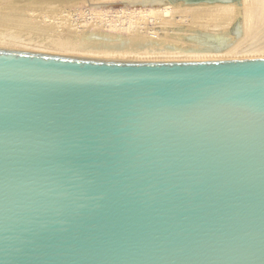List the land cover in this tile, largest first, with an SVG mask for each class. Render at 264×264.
Here are the masks:
<instances>
[{
  "label": "water",
  "instance_id": "obj_1",
  "mask_svg": "<svg viewBox=\"0 0 264 264\" xmlns=\"http://www.w3.org/2000/svg\"><path fill=\"white\" fill-rule=\"evenodd\" d=\"M0 264H264V58L0 49Z\"/></svg>",
  "mask_w": 264,
  "mask_h": 264
},
{
  "label": "bare ground",
  "instance_id": "obj_2",
  "mask_svg": "<svg viewBox=\"0 0 264 264\" xmlns=\"http://www.w3.org/2000/svg\"><path fill=\"white\" fill-rule=\"evenodd\" d=\"M71 3L88 7L76 24L60 7ZM57 25L88 42L53 37ZM0 49L111 61L264 58V0H0Z\"/></svg>",
  "mask_w": 264,
  "mask_h": 264
},
{
  "label": "rangeland",
  "instance_id": "obj_3",
  "mask_svg": "<svg viewBox=\"0 0 264 264\" xmlns=\"http://www.w3.org/2000/svg\"><path fill=\"white\" fill-rule=\"evenodd\" d=\"M19 2V0H14V2ZM22 1V0H21ZM71 5V6H70ZM74 5V6H73ZM66 6H69V7H66ZM60 7H62V9H64V10H62V13H64V14H66V15H69L68 17L70 18V20L71 19H73V20H71L73 23H75L74 21H76V22H78V20L80 19V14L79 13H82V12H88V7L87 6H84V5H80V4H76L75 5V3H71V4H64V5H61ZM77 7V8H76ZM69 8V9H68ZM113 9H115L114 7H111V10L112 11H114ZM70 11V12H69ZM74 13V14H73ZM77 16V17H76ZM73 17V18H72ZM72 23V26L74 25ZM76 24V23H75ZM58 26V25H57ZM58 28H59V26H58ZM62 28H64V27H61V28H59V29H57V32H58V30L60 31V29H62ZM74 29V32H72V33H75V34H73L72 35V33L71 34H66L64 31H60L61 33H58L57 34V32H54L55 34H53V37H56V38H58V39H60V40H62V35H63V40H66V38L67 39H71V40H73V39H75V42H77V43H79V42H88V41H86V37H84V39L82 40V39H80V38H78V37H80V33L81 32H79V31H77V30H75L76 28L75 27H73ZM63 33V34H62ZM78 33V34H77ZM59 34H61V36L59 35ZM75 35H77V36H75ZM72 36H75L76 38H74V37H72ZM82 37L81 38H83V36H87V35H81ZM73 38V39H72ZM82 40V41H79V40ZM77 40V41H76ZM79 41V42H78ZM74 42V41H73ZM84 42V43H85ZM94 44H95V42H93ZM91 44H92V42H91ZM4 50H6V49H4ZM22 52V51H21Z\"/></svg>",
  "mask_w": 264,
  "mask_h": 264
}]
</instances>
